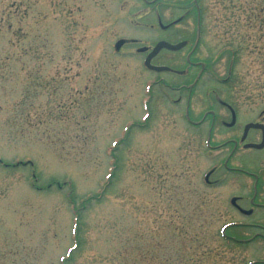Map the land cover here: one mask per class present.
<instances>
[{"label":"rangeland","instance_id":"rangeland-1","mask_svg":"<svg viewBox=\"0 0 264 264\" xmlns=\"http://www.w3.org/2000/svg\"><path fill=\"white\" fill-rule=\"evenodd\" d=\"M122 1L0 0V264L264 261L263 239L222 238L256 231L234 225L254 217L230 198L250 195L237 168L260 167L264 150L239 146L229 174L232 146L208 155L206 126L185 119L189 93L193 120L216 107L229 121L215 97L243 121L264 108V0H203L189 58L206 69L191 91L178 89L200 71L185 52L154 60L173 73L147 70L137 45L115 54L121 37L149 45L167 36L150 27L152 14L136 16L139 2ZM164 9L166 20L184 14ZM195 35L193 10L167 37L190 47ZM241 134L223 126L213 142ZM216 163L222 181L208 187Z\"/></svg>","mask_w":264,"mask_h":264},{"label":"flooded vegetation","instance_id":"flooded-vegetation-1","mask_svg":"<svg viewBox=\"0 0 264 264\" xmlns=\"http://www.w3.org/2000/svg\"><path fill=\"white\" fill-rule=\"evenodd\" d=\"M136 2H139L141 8L135 12L137 13L136 16L138 18L143 17L145 15H151L154 16V22L155 24H151V28H156V33H162L167 34V36L174 31V28L179 26L186 18L190 19V13H192L193 10L196 11V35L194 42L192 43V46L189 47V40L187 39H180L177 41L170 40L167 36L158 38L153 44L144 45L141 44L140 40L137 38H124L121 37L119 39H124V43L117 49L115 48V54L122 53V50L127 45H137L136 50L138 51L139 48L142 47H148L147 51L141 52L145 54V57L152 51V49L155 47V45L161 41L166 40L171 44H177L184 42L186 43L184 47L176 50L171 51L168 49L163 48L154 59H152V63L154 60L163 52H169V53H179V52H185L187 56L191 57L197 49L199 48L200 40H201V34H202V25L203 22V14L201 10V4L203 3V0H135ZM126 3V0H123L121 2ZM184 10V14L180 16H168L166 17L167 20L164 18V8L174 10L176 7H181ZM174 12V11H173ZM188 49V50H186ZM188 68L192 67H199V73L198 76L201 78L203 75L206 67L204 62H192L191 58L186 59ZM174 71H171L170 73H173ZM187 71L182 70L181 75H185ZM178 74V73H177ZM197 76V77H198ZM188 88L189 91L193 89L191 87V83L189 86L187 85H181L178 87V89ZM191 93L188 94V99L186 101V111H185V119H187V122L193 126V127H203L206 126V148L208 150V155L213 156V154L224 145L232 146V149L230 153L226 156L224 162V168L227 170V173H231L236 171V168H232L231 166H228V163L231 161L232 156L239 148V146L244 147L245 144L248 143H260L263 139V130L261 128H251L248 131L247 138L245 141H241V138L244 134L245 127L250 123H259L264 125V108L257 114L253 115L251 118L243 121V117L241 115V112L239 111L238 107L234 105L232 102L221 99L220 97L216 98V103L220 104L222 107H225L229 112V121L225 120V115L220 111L217 110L216 107H213L212 109L205 110L201 117L197 120H193L191 113L189 111L190 107V99H191ZM182 97V96H181ZM180 97L179 101L182 99ZM208 100L211 101V97H209V92L207 96ZM234 112H233V110ZM225 127L228 130H233L236 128L241 129V136H232L228 138L225 142L221 144H216L213 142V136L215 133V130H219L220 127ZM253 150V149H249ZM261 150H264L261 149ZM258 151V150H257ZM219 169V164H214L209 169L210 175L208 176V179L205 180V185L208 187L217 186L221 183L222 178L217 177ZM241 170L242 174L245 175L249 180H251V193L247 196L242 195H234L230 198V204L232 206L233 210H236L239 214H242L244 216H248L250 218L254 219L251 222L248 223H234V225L237 226H246L251 227L254 230H256L252 236L248 239H240L236 236L232 235H226L227 233H222V236L227 239L228 242H235V243H243L247 244L246 242H253L257 239H263L264 240V163L261 164L260 167L256 169H249L245 170L243 168H237V171ZM233 198H237L235 202H232ZM247 211H249L247 213ZM247 213V214H246ZM252 216V217H251ZM255 264H264V261H256Z\"/></svg>","mask_w":264,"mask_h":264},{"label":"water","instance_id":"water-1","mask_svg":"<svg viewBox=\"0 0 264 264\" xmlns=\"http://www.w3.org/2000/svg\"><path fill=\"white\" fill-rule=\"evenodd\" d=\"M123 42H120L118 44V46H120ZM185 45V43H180V44H177V45H172L170 43H168L167 41H160L154 48V50L147 56L146 58V65L148 68L152 69V70H155V71H169L170 68L167 67V66H155V65H152L151 64V60L154 56H156L159 51L162 49V48H168L170 50H177L181 47H183ZM147 48H142L140 49V51H145ZM259 128L261 127L263 129V141L260 143V144H247L245 147L246 148H256V149H262L264 147V125L262 124H254V123H251L249 125L246 126L245 128V133L243 135V138L242 140H245L246 137H247V133L249 131L250 128Z\"/></svg>","mask_w":264,"mask_h":264}]
</instances>
